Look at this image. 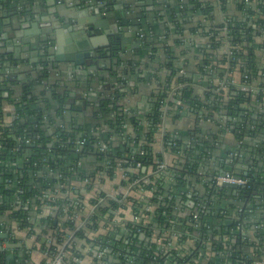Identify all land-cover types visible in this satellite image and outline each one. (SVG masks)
I'll use <instances>...</instances> for the list:
<instances>
[{"label": "trees", "instance_id": "trees-1", "mask_svg": "<svg viewBox=\"0 0 264 264\" xmlns=\"http://www.w3.org/2000/svg\"><path fill=\"white\" fill-rule=\"evenodd\" d=\"M246 1L219 0L223 13L227 14L228 8L233 6L240 14L234 17L226 16L225 24L218 22L215 15L216 6L206 0H158L156 8L159 11L155 9L148 13L146 6L142 3L128 7L120 20V26L135 28V40L138 44L135 54L126 56V52L122 49V41L114 40L111 42V56L105 51L101 52L102 57L99 59L105 60L108 57L106 60L110 62L105 61L106 64L102 65L103 63L98 61L100 63L98 69L83 81H77V88H71L66 82L61 81L62 79L54 77L45 63L35 66L39 72L33 78L25 80H12L11 76L3 78L0 86V133L5 142V150L8 152L2 155L1 160H23L24 167L18 173V186L21 191L18 199L25 202L29 199L32 207L25 208L24 204L19 207L13 203L8 204L7 199L16 197V194L5 190V184L0 177V197L7 198L0 204V215H8L22 228L27 226L33 228L38 225L45 234L49 230H54L59 239L63 240L66 233L58 231L54 219L38 217L41 211L35 212L33 207L39 208L47 203L45 205L57 206L59 210L66 208L67 213L73 214L76 210L74 201L70 198L72 197L70 187L74 182H84L93 178L92 174L88 175L79 171L77 165L79 161H86L87 158L93 157L100 164L99 167L105 162L111 179L115 178L118 163L122 162L121 167L130 178L129 182H133L143 176L142 169L138 174L133 171L138 163L142 165V168L156 171L160 163L166 160L168 167L162 176L152 179L150 184H141L146 196L143 201H135L138 205L136 210L145 206L149 207L150 211L146 212L149 220L147 226L128 224L129 238L134 240L136 233L141 231L150 239L154 231L159 230L161 235L167 233L171 236L179 235L177 245H180L181 249L170 250L166 255L162 247L151 241L138 247L118 242L110 246L117 253L110 257L108 263L254 264L255 260H261L264 256V194L257 185L259 176L255 177L251 174L244 177V172H237V175L243 176L248 181L247 186L240 189L238 198L241 201L248 200V204H250L249 201L258 204L263 211L262 214L258 208L250 210L246 207L242 210L238 205H233V209H238L236 211L238 218L230 227L214 226L201 213L198 214L199 226L196 228L194 226L196 221L192 216L194 210H190L186 205L188 200L194 201L196 205L203 202L195 196L197 190L193 189V186L196 184L191 179L198 170L197 165H193L196 158L192 154L193 145L188 148L183 139H180L181 137L166 133L165 150L175 156L174 160L169 161L166 155L154 151L155 135L159 132L158 125L163 121L161 108L169 90L174 85L190 83V80L186 76L179 75V72L183 68H188L187 61L196 50L199 49L200 56L198 67L207 77H217L221 80L226 73L229 72L232 75L237 71L242 83L250 85L252 82H258L260 77L264 80V71L260 68L258 56L255 55L256 40L264 38V3L254 7L248 4L252 3V0ZM104 2L108 3V6L102 7L101 11L109 15V6L112 3L107 0ZM8 5L4 0H0V6ZM2 12L0 10V14ZM160 24L165 28V40L159 36ZM225 27L228 30V39L233 53L230 58L227 55L219 56V52L226 45L221 33ZM210 28L218 29L216 34L211 35ZM195 35H199L205 45L198 49L195 47L182 49L181 43L187 42V39ZM259 48L262 49V47ZM184 57L186 60L180 62V59ZM8 60L9 57L6 54H0V76H3L2 71ZM225 65H228L229 69H225ZM89 67L88 65L85 69L89 71ZM150 70L155 72L152 74ZM246 75L249 76L247 81L244 79ZM153 79L156 80L154 84L158 85V90L149 95L151 112L140 116L120 106V100L130 90L131 81L136 80L135 82L139 85H147ZM262 82L259 85L260 88L258 87L260 93L240 92L238 88L230 87L225 94L223 91L220 94L211 91L205 93L202 98L193 96V90L186 87L179 91L176 97L182 106L176 108L174 103H169L172 109L168 117L177 121L184 117L189 119L187 115L190 114V116L194 115L196 120L199 118L207 120L214 118V115H220V119L223 120L222 125L229 131L235 130L233 134L239 140L249 128L247 118L253 115L252 109H255L256 104L264 99V81ZM106 84L109 90H115L112 94L109 91L104 92ZM118 86L124 87V92H119ZM98 88H103L102 95L94 103L90 97V91ZM82 92L84 95L80 94ZM4 94L8 97H2ZM5 103L13 105L16 109L13 126L10 129L2 127ZM91 104L94 105L95 135L86 131L80 116ZM73 112L79 117L73 116ZM231 116L232 121H230ZM62 124L64 128L60 126ZM98 127L105 128L106 133L99 135ZM52 130H56L54 137L51 135ZM20 136L29 139L31 145L17 143L16 138ZM198 137L200 139L201 135ZM78 139L84 144L80 147L81 150L76 152L75 143ZM99 141L107 143L109 150L100 154L97 151ZM195 142L198 150L204 149L198 144L199 140ZM209 144L212 145L211 140L208 143L204 142L205 147ZM9 150H13L10 156ZM180 156L186 158L182 165L178 164ZM123 161H128V164ZM2 164H5L4 161ZM4 176L7 180V174ZM60 186H65L61 189L64 196L42 202L47 190L54 192ZM87 186V191L92 189L91 183ZM227 191L224 190V192ZM111 205L113 209L118 207L116 203ZM61 210L59 216L64 214ZM108 213V207H101L99 212L90 219L89 228L92 230L97 225V219ZM29 216L34 222H27ZM254 227L256 230L252 232ZM66 228L75 230L76 224L67 222ZM238 228L242 230L239 234ZM77 236L84 238V232L79 231ZM169 240L165 238L164 244L167 245ZM208 243L212 246L211 251L217 255L215 258L208 259ZM184 252L187 253L182 256ZM74 253L77 254V251L75 250ZM233 254H237V258H234ZM29 256L28 253L27 257Z\"/></svg>", "mask_w": 264, "mask_h": 264}, {"label": "built area", "instance_id": "built-area-1", "mask_svg": "<svg viewBox=\"0 0 264 264\" xmlns=\"http://www.w3.org/2000/svg\"><path fill=\"white\" fill-rule=\"evenodd\" d=\"M219 6V11L221 12L222 21L221 23L225 24L226 16L227 14L222 12V8L220 5L219 0H216ZM246 2H249L248 0ZM253 2V1H252ZM264 3V0H259L258 4ZM250 6H252V3H248ZM257 4V5H258ZM256 28V26H254ZM211 29V30H210ZM209 31H211V35L216 34V31L218 29L210 28ZM222 36L225 38V52L224 55H227L228 58L232 56L231 51V43L228 39V30L227 27H225L222 30ZM142 37V35H141ZM264 39V38H263ZM184 42L182 43L181 47H183ZM264 45V43H263ZM262 49L264 50V46H262ZM181 60V59H180ZM183 62V59L181 60ZM225 69H229L228 65L224 66ZM83 68V67H81ZM80 71H84L81 70ZM79 74V73H78ZM179 75L184 76L185 72L184 70H181L179 72ZM4 78H9V73H6V75H3ZM246 81L249 79V76H245L244 78ZM255 82H252L250 85L247 83H242L241 79L234 80L232 75L228 72L224 75V77L214 83L212 86V93L220 94V92H228L230 87H236L240 92H246V93H256L259 92L255 89ZM188 84H180L178 86L172 87V89L169 90L168 96L164 102L163 107L161 108V112L163 113V121L160 125H158V131L163 132V136L165 139L166 134L164 131V125L163 122L168 116V113L170 109H172L171 105L169 103H174V107L182 106V103L176 99L179 91L186 88ZM120 91L123 92L124 88L122 86H118ZM215 87V88H213ZM260 93V92H259ZM264 94V92H263ZM264 100V99H263ZM173 107V108H174ZM185 109V108H184ZM186 113L188 112V108L186 107ZM185 113V114H186ZM137 115H142L141 113H137ZM13 126V121L11 123H2V127L4 128H11ZM62 128H64V125H60ZM254 128V127H252ZM53 131V130H52ZM56 131V130H55ZM260 131V130H259ZM256 133V132H255ZM100 133L99 135H101ZM98 135V134H97ZM98 135V136H99ZM258 135V134H256ZM54 137V135H53ZM2 135L0 133V177L1 181L5 184V190L13 191L16 195V197H9L7 199V203H13L15 206L19 207L20 205H25V208L32 207L31 201L28 199V201H21L18 199V195L21 193L19 191L18 186V173L23 169V160L16 159L14 161L11 160H1L3 154H7L8 150H5V142L3 141ZM17 143H24L25 145L29 146L31 145V141L24 136H20L16 138ZM165 141V140H164ZM84 142L79 140L75 143V150L76 152H79L81 150V146H83ZM109 150V146L107 143L103 141H99L97 143V151L101 154ZM17 151V150H16ZM13 150H9V156L12 154ZM236 154V157L239 159H243L244 155L241 153H234ZM233 154V155H234ZM4 161L5 164H2ZM103 162V161H102ZM125 164H128V161H123ZM121 163H118V168L116 169L115 178L111 179L108 173L107 165L105 162L102 163L101 167H98L97 169L90 171L89 174L93 175L92 180H86L84 182H77L76 187H73V185L70 187V190L74 189L75 195L71 192V201H74L75 205V212L73 214L67 213L66 208H63L61 211L64 212L63 215L59 216L60 210L57 206H49L43 204L41 207H33V210L41 211L38 213V217L43 219H47L49 217L54 219V224L57 226L58 231L65 232L66 236L63 237V240L59 239V236H57L56 232L54 230L50 231L45 234L35 227H24L22 228L16 221L10 219V217L6 214L0 215V234L7 235L6 240H0V244L3 245L6 251L7 245H18L21 244V249H13L11 251L12 255L16 256V264H109V259L112 257V255H115V250L110 248V246H114L118 242H124L126 245H130L131 247L133 245L142 246L143 244H148L150 241L152 243H157L160 247H162L163 252H169L170 250H180L181 246L177 245V236L174 235L171 236L170 234H163L161 235V232L159 230H155L152 234L151 238L149 239L147 235L144 232L138 231L135 235L134 240H131L130 233L128 232V224H134V225H143L147 226L149 216L146 215V212L150 211V208L145 206L139 210H136V206H138L135 201L140 200L143 201L146 193L141 187V184H150L152 179H155L156 177L162 176L164 172L166 171L168 167V162L164 160L160 165L158 166L156 171L153 170H147L143 173V176H140V178L134 180L133 182H129L130 178L126 174L125 170L121 167ZM79 167V171H81L83 160L79 161L77 163ZM19 166H22V169H18ZM2 167V168H1ZM142 169V172L144 168H142V165L138 163L136 167L133 169L134 173H139V170ZM199 170V168H198ZM82 172V171H81ZM5 174H7L8 178L6 180ZM118 175H121V181L118 183L120 184L119 190H114L115 193H105V192H99L96 191V185L95 182L101 180H116L118 178ZM235 176H240L234 173L233 171H228L227 173L218 175L214 178V185L217 190L222 187L223 184H235L238 185L239 188H244L247 186L248 181L243 178H236ZM154 181V180H153ZM125 182H129L127 185ZM91 183V188L88 192L90 195V199L88 202H85L80 196L82 195V191H84L88 186V184ZM203 183H205V187L208 188V185H206V178H203ZM81 187H84L83 190H81ZM65 188V186H60L57 190L54 192H50V190H47L44 193V201L46 200H56V198L60 196H64L61 189ZM193 189L197 190V193L195 196H198L200 199H202V204L196 205V203L192 200H188L186 202V205H188L190 210H194L192 213L193 220L196 221L194 223V226L197 228L198 225V214L203 213L210 224L214 226H224L223 223L226 221L234 222L235 219L238 218L237 212L238 209H233L232 206H237L243 210V208L239 205L240 203H243L244 201L239 200L238 194L239 192H236L233 194L232 190H228L227 192H220L218 197H215V199H211L209 201H206L204 198L205 196H200L199 189L194 185ZM61 191V192H60ZM77 191V192H76ZM231 191V193H229ZM240 191V190H239ZM207 193H212L211 190L207 189ZM223 193H226L225 199H222ZM69 194V193H68ZM191 194V193H188ZM69 195V196H70ZM1 196V195H0ZM233 196V198H232ZM237 197L238 201L235 202L234 198ZM4 197H0V204L5 202ZM95 200V202H94ZM248 201V200H247ZM111 203H116L118 205L117 209H113ZM217 204H221L220 208L217 207ZM34 206V205H33ZM109 208V213L106 214L103 217H100L97 219V225L91 230L90 227V219L99 212L100 208ZM249 208V207H247ZM246 209V208H245ZM250 209V208H249ZM252 210V209H251ZM132 213V214H131ZM59 216V218H58ZM218 216V217H217ZM216 217L218 220L220 219V222L218 224L213 223V219ZM57 218V219H56ZM27 222H34L32 217L29 216L27 219ZM72 222L76 224V229L71 230L70 228H66V223ZM224 226V227H230L232 225ZM264 225V224H263ZM41 226V225H40ZM119 229V230H118ZM103 230V231H102ZM256 228L254 227L252 229V232H255ZM79 231L84 232V238H79L77 236V233ZM242 230L240 228L237 229V233H241ZM163 236V237H162ZM169 237L171 238L169 240ZM165 238L169 240V243L165 245ZM209 247V253L207 254L208 259L215 258L217 255L215 252L211 251L212 246L210 243L207 244ZM77 251V254L74 253V251ZM188 252V251H187ZM187 252H184L182 256H185ZM253 252V251H252ZM28 253L30 254L29 257H27ZM130 253V250H129ZM37 254L39 257V260H36L34 255ZM120 255V253L118 254ZM117 255V257H118ZM2 256V264H6V254L3 252L1 254ZM202 256V255H200ZM234 258H237V254L232 255ZM254 256V254H253ZM127 259V257H126ZM254 264H264V256L261 258V260H255Z\"/></svg>", "mask_w": 264, "mask_h": 264}, {"label": "crops", "instance_id": "crops-1", "mask_svg": "<svg viewBox=\"0 0 264 264\" xmlns=\"http://www.w3.org/2000/svg\"><path fill=\"white\" fill-rule=\"evenodd\" d=\"M83 1H85L86 4L97 3L98 5L100 4V6L102 5L100 0H83ZM102 1H105V0H102ZM107 1L109 3H112V5H110L109 8H112L115 12L114 13L109 12V15L106 14L105 12H100L98 13L99 16L97 14L96 15L99 19L102 18L101 16H106L109 21L110 29L108 31L105 29H97L96 35L91 36L90 34L92 32V29H91L92 24L86 23L88 38L93 39L94 44L96 45L95 47L96 49L100 50V52H105L106 44L108 43V41L106 42V39L104 38V34L110 32L111 34L115 36L114 30L112 27L113 25H118L119 26L118 28L121 30L120 32L122 35L126 33H132V37L130 38L121 37L120 39H118L122 41V49L126 52V56L130 54H135L134 51L136 48H138V44L136 43V40H135V37H136L135 28H133L132 26H129L127 28L120 26V20L122 19V16L128 7L138 6L140 3L146 6L147 13L152 12L155 9L159 11L158 8H156V4L158 3V0H107ZM206 1L212 2V4L216 6L215 15L218 18L217 19L218 22L221 23L223 16H221V12L219 11L220 9L219 6L217 8V5H218L217 1L216 0H206ZM252 1H253L252 6L254 7L257 6L259 0H252ZM4 2L8 3L9 5L7 7L3 6L4 7V9L2 10L3 12L0 14V38H2L5 35L7 36V39L5 42L7 43L8 41H11L13 42V44H11L10 47L6 48V51L7 50L9 51V54H6V55L9 57L7 64L10 65V68H7L6 66L2 71L3 73H7L5 70L10 69V71H15L16 73H18L16 77L13 76L15 79L18 78V76H20L22 78L21 80H25L28 78L35 77L37 72H39L35 69V66L37 64L45 63L47 68L51 72V74L54 75V77L62 79L61 81L66 82L67 86H70L71 88H77V84H76L77 81L81 82L84 80V78H87L89 74H94L95 72L94 70L87 71V73L85 74H83V72L78 74L74 71V69L71 68L70 64L68 65L61 64L59 67L60 69L52 68L53 63L50 61V58H53L54 51L56 49V45L54 43L52 42L45 43L44 39H41V42H40L41 46L32 50L29 46L21 44L17 40L16 30H13L10 28V27L16 26L19 23L18 19H24L28 17V14H29L28 11H30L31 12L30 14L33 16V18H36L37 16H41L45 20H49V22H42L40 24L43 30V33L46 34L47 31H49L48 28L50 27V24L52 23L51 22L52 18L53 19H56V18L64 19V17L62 16L60 12H63V15L65 16L69 12H71L72 9H75L74 7L70 8L67 4L64 3L65 2L64 0H12V1L4 0ZM51 11H53V13H50ZM87 15L93 16V13L89 12L87 13ZM228 15H230V17H234L238 15L240 16V14H238V11H236V9L233 8V6H230L228 8L227 16ZM5 22L11 23V24L10 25L8 24L6 26L3 24ZM159 28L161 29L159 36H161L162 40H165L166 38L165 28L162 24H160ZM1 29L4 30V34H2ZM30 38H31V42L34 43L35 41L34 37H30ZM187 40H188L187 42L184 41L183 47H181L182 49L190 48V47H195L196 49H198L202 47L203 45H205L203 39H201L199 35L192 36ZM79 42H80V47L82 48H87L90 45L89 41H87L86 39L82 37H80ZM263 43H264L263 38L261 39L259 38L256 40L255 55L258 56V62L260 63V68L263 69L264 71V50L259 48V47H262ZM110 45H111V42H110ZM70 49H71V46L69 45V43L65 42L62 53L66 54L67 52L71 51ZM198 50H196L192 54L189 61H187L188 68L187 69L183 68L182 70H184L185 72L184 76H186L187 79L190 80V83L188 84L187 87H190L191 90H193L192 95L202 98V96L205 93L211 92L212 86L214 85V83L219 81V79L217 77L216 78L214 77L211 78L210 76L207 77L206 75H203L201 73L200 68L198 67L199 62H200L199 61L200 56L198 55L199 54ZM224 52H225V48L221 49V51L219 52V56L223 57ZM12 57H15L16 59H10ZM106 59H108V57ZM106 59L105 60L97 59L94 62V65L99 67L100 63L98 61L103 63L102 65L106 64L107 62H110V60L107 61ZM182 59H183V62L186 60L185 57L181 58V60ZM87 63L89 62L87 61ZM89 65L91 64L89 63ZM81 70L85 71V67L83 66ZM146 72L149 73V71H146ZM150 72H152L153 74L155 71L150 70ZM8 73L11 76L10 72ZM162 75H165V74H162ZM232 77L234 80H238L240 77L239 72L235 71L232 74ZM3 78L4 76H0V86H1V80ZM135 81L130 82L131 84L129 88L130 90L128 91L127 95L123 99L120 100V106H122L128 112L132 111L135 113H141L142 115L148 114V112L152 111L150 102H149V95H151L152 92H156L158 90L157 88L158 85L154 84L156 83L155 79H153V81L147 85H139L138 82H135ZM262 81L264 80L260 77L258 79V82L254 83L256 90H259L260 88L259 85L263 83ZM108 84L105 85L106 88L104 89V92L109 91V93L112 94L113 91L115 90H109ZM175 86H178V85H174V87ZM117 88H118L117 90L121 92L119 87ZM102 89L103 88H98V89H94L90 91V97L92 98L94 103H96L100 99V96L102 95L101 94ZM80 94L84 95L83 92ZM256 105L257 106L255 107V109L254 108L252 109L253 115L249 116L247 119L251 120L254 124V126L252 125V127H254L253 129L256 131V133H253L254 136L259 137L258 136L259 132L261 133L264 130V124H263L264 123L263 122L264 100L261 103H257ZM93 106L94 105L91 104L90 107H87V110L83 111V113L80 116L82 118V122H83V125L86 131L95 135L94 125L96 122H95V117H93V114H94ZM3 110L5 114L4 122L8 124L11 123L16 113L15 107L9 103H5ZM73 113L76 114V117H79L77 113L75 112ZM187 116H189V119H187V117H184L182 119L180 118L177 121L172 120L170 117L167 116V118L163 122V124H165L164 134L168 133L172 135L173 134L178 135V137H181L180 139H183L184 142L188 143V148L192 145L195 146L196 145L195 141L199 140L198 135H201L200 139L212 141L214 155H213L212 160H210L208 164H214L215 162H220L221 166L225 170L230 171V168H232L235 174H237L238 171L242 173L244 172V170L241 169L239 165H244V166L247 165L250 171H252V173L255 175V177H257L259 174L261 175L257 179L258 181H261V183H264V162H262L261 159L257 161L254 157L256 156L258 157V155H256L254 152H248L250 148L251 149L254 148L255 150H258V152H260L258 146L255 143L254 144L249 143L244 140L237 141L235 135L231 133V131L226 129L225 126L222 125L223 120L220 119V115H214V118L212 117L207 120H204L202 118L201 119L199 118L198 120H196V118H194V115L190 116V114H188ZM224 124H226L225 120H224ZM259 125L261 126L263 125V128L260 129ZM98 128L100 129L98 134L106 133L105 128H102V127H98ZM258 128L260 129V131L258 130ZM244 132H242V134ZM244 134L246 135V133ZM163 138H164L163 132L162 131L157 132V134L155 135L154 151L158 154L166 155L168 160L172 161L174 160L175 156L165 150V142ZM236 147L238 148V150H241V153L242 152L246 153L243 159H239L238 157H236V154H234L235 153L234 150L236 149ZM227 159L231 160L230 164L227 162ZM185 160L186 158L184 156L182 157L180 156V160L178 164L182 165V163H185ZM99 166L100 164L95 158L89 157L87 158L86 161L85 160L83 161L81 171L85 173L86 172L89 173L90 171L97 169ZM212 166H215V164ZM256 169L261 172L255 173ZM121 177H122L121 175H118V178L114 181L112 180L110 181L104 180L102 182L101 180L96 181L95 185L97 188L95 192L99 191V192H105V193H115L114 190H119L120 184L118 183L121 181ZM203 178H206V177H203ZM75 185H77V182H74L73 187H76ZM206 185H208V183H206ZM83 188L84 187H81V190H83ZM71 191L75 195L74 189H72ZM260 191L264 194V190H260ZM229 193H231V191H229ZM80 198L85 200V202H88L91 197L88 194L87 190L85 189L84 191H82V195L80 196ZM234 200L235 202H237L238 198L235 197ZM249 203L251 205H254V208H258V211L261 214L263 213L261 207H258V204H253L250 201ZM36 226L37 228H39L38 225ZM34 257L36 258V260H39V257L37 256V254H35Z\"/></svg>", "mask_w": 264, "mask_h": 264}, {"label": "water", "instance_id": "water-1", "mask_svg": "<svg viewBox=\"0 0 264 264\" xmlns=\"http://www.w3.org/2000/svg\"><path fill=\"white\" fill-rule=\"evenodd\" d=\"M12 1V0H11ZM65 4H67L70 8L74 7L75 9H72L71 12H69L67 15H63V12H60L62 14L63 18H56L51 20V24L50 27L48 28L49 31H47L46 34L43 33V30L40 26V24L42 22H49V20H45L44 18H42L41 16H37L36 18H33V16L30 14L31 12L28 11V17L24 18V19H18V24L14 27H10L13 30H16V34H17V40L23 44V45H27L29 46L32 50L38 48L41 46L40 42L41 39H44L45 43L47 42H52L56 45V49L54 51V56L53 58H50V61L53 63L52 68L54 69H58L60 67L61 64H70L71 68L74 69V71L76 73H81L83 72V74L87 73V70L85 69V71H80L81 67H86L89 65V63L91 65H89V71L94 70L96 71L98 69L97 66L94 65L95 59H100L101 56V52L100 50L96 49V45L94 44L93 39L88 38L87 36V26L86 23H90L92 24V32H91V36H95L96 35V30L97 29H105V30H109V21L108 18L106 16H101L102 18H98L97 15L99 16L98 13L102 12V7H107L108 3H103L102 0H100V2L102 3V5L100 6V4L98 5L97 3H92V4H86L85 1L83 0H64ZM73 4V6H72ZM96 7V8H95ZM81 8V9H80ZM4 7L0 6V10H3ZM110 13H114L115 11L112 8H109ZM92 12L93 16H88L87 13ZM50 13H53V11H51ZM35 14V12H34ZM97 14V15H96ZM87 15V16H86ZM2 24V23H1ZM4 25H10L11 23H3ZM118 25H113V30H114V34L109 33H105L104 34V38L106 39V42L108 41V43L106 44V52H109V56H111V45L110 42H113L114 40H118L121 37H127L130 38L132 37V33H126V34H121V30L118 28ZM2 34H4V30L1 29ZM122 35V36H121ZM23 36V37H22ZM30 37H34V43L31 42V38ZM42 37V38H41ZM80 37L86 39L87 41H89L90 45L87 48H82L80 47V42L79 39ZM7 39V36H3L2 38H0V54H9V51H6L7 47H10L11 44H13V42L8 41L7 43L5 42ZM17 41V42H18ZM15 42V41H14ZM65 42L69 43V45L71 46V51L67 52L66 54L62 53L63 52V47L65 45ZM18 45V44H17ZM10 59H16L15 57H12ZM87 61L89 63H87ZM116 63V61H115ZM7 68H10L9 64H6ZM60 69V68H59ZM7 73L10 72L11 74V79L15 80V78L13 76H17L18 73H16L15 71H10V69L5 70ZM3 75H6V73H3ZM18 80H21L22 78L20 76H18V78H16ZM1 90V88H0ZM2 97L7 98L8 95L4 94L2 95ZM73 116H76V114H72ZM230 115H232L230 113ZM232 116L230 117V121H232ZM263 122H264V118H263ZM247 124H249V128L247 129L248 132H246V135H243L242 137H240L241 139L237 140V141H246L249 143H255L260 152H258V150L253 149H249L248 152H254L256 155H258V157H254L257 161H259L260 159L262 160V162H264V130L260 133L259 132V137H255L253 133H255V130L252 128V125L254 126L253 122L251 120H247ZM264 124V123H263ZM260 129L263 128V125H259ZM258 128V130H260ZM231 133H235V130L232 129ZM56 131L53 130V132L51 133V135H55ZM204 142H209V140H204V139H199L198 144L200 145V147L204 148L202 150H198L196 146H193V155L196 156L195 162L193 163V165H197V167L199 168V170L196 171L195 175H193L192 182L195 183L196 187L199 189L200 192V196H205V200L209 201L212 198L215 199V197H218L219 193L222 192V190H232L233 194H235L236 192H240V188L238 185L235 184H223L221 188H219V190H217L215 188L214 185V178L218 175L227 173L228 171L225 170L220 162H215V166H212L214 164H208L210 160H212L213 158V147L212 145L209 144V146L204 145ZM187 145L188 143L185 142ZM235 153H240V150H238V148L236 147V149L234 150ZM242 154L245 156L246 153L242 152ZM231 160L227 159V162L230 164ZM238 161V160H236ZM241 169L244 170V177L253 174L252 171H250L249 167L246 165H239ZM258 167V166H256ZM18 169H22V166H19ZM233 171L232 168H230V171ZM146 172V168H144L143 173ZM261 171L256 169L255 173H260ZM258 176H261L260 174ZM257 176V177H258ZM203 177H206V183H209L208 188L205 187V183H203ZM236 178H242L241 176H235ZM257 185L259 186L260 190H264V183H261V181H257ZM207 189L211 190L212 193H207ZM226 197V193H223L222 199H225ZM221 204H217V207L220 208ZM243 209H245L246 207H249L251 209L254 208V205L248 204V201L245 200L243 203L239 204ZM218 217V216H217ZM216 217V219L214 218L212 221L214 224H218L220 222V219L218 220V218ZM232 222L231 221H226L223 223L224 226L230 225ZM7 239V235L5 234H0V240H6ZM22 245L18 244V245H7L6 246V251L4 250L5 248L3 247L2 244H0V264H2V256L1 254L3 252H5L6 254V264H16V256L12 255L11 251L13 249H21Z\"/></svg>", "mask_w": 264, "mask_h": 264}]
</instances>
